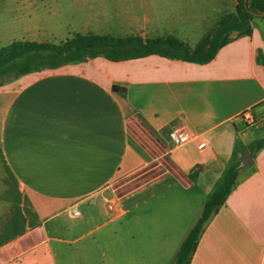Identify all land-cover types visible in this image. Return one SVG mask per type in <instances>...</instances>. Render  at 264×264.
Returning <instances> with one entry per match:
<instances>
[{
  "label": "crops",
  "instance_id": "obj_1",
  "mask_svg": "<svg viewBox=\"0 0 264 264\" xmlns=\"http://www.w3.org/2000/svg\"><path fill=\"white\" fill-rule=\"evenodd\" d=\"M117 4L124 23L103 32L94 4L97 24L89 29L72 27L55 0H0V35L10 43L60 42L75 32L171 34L194 48L237 0ZM173 14L178 21L167 23ZM259 19L250 34L233 32L208 62L96 56L0 84V185L10 179L17 188L0 197L14 205L0 217V264H170L232 165L235 186L205 223L189 264H264ZM248 108L254 124L239 116ZM175 129L190 137L175 145ZM139 207L148 210L131 227ZM125 217L126 226H112Z\"/></svg>",
  "mask_w": 264,
  "mask_h": 264
},
{
  "label": "trees",
  "instance_id": "obj_2",
  "mask_svg": "<svg viewBox=\"0 0 264 264\" xmlns=\"http://www.w3.org/2000/svg\"><path fill=\"white\" fill-rule=\"evenodd\" d=\"M264 12V0H237L235 12L222 15L214 31L203 37L194 48L178 37L167 34L144 40L139 36H115L94 32H75L60 42L13 40L0 48V84L31 72L57 69L63 65L104 56L112 61L127 60L150 54L171 59L208 62L225 45L233 32L250 34L251 21ZM264 140L259 142V146ZM238 168L228 167L221 181L206 199L197 221L190 228L170 264H189L205 223L225 202L236 183Z\"/></svg>",
  "mask_w": 264,
  "mask_h": 264
},
{
  "label": "rangeland",
  "instance_id": "obj_3",
  "mask_svg": "<svg viewBox=\"0 0 264 264\" xmlns=\"http://www.w3.org/2000/svg\"><path fill=\"white\" fill-rule=\"evenodd\" d=\"M39 2L42 1H49V0H38ZM51 1V0H50ZM59 5L63 6L67 12V19L72 25V27H80L83 28L89 27V29H94L96 27L97 21L95 20V15L93 14L94 10H98L101 12L102 16V25L103 28L100 31H116L114 28L124 23V17L121 16L122 12L124 11V6L117 4V0H105L104 2L101 0H55ZM91 4H94L96 7L92 10ZM176 8V6H174ZM169 6L167 7V9ZM178 14L171 15L166 22H176L178 21L179 17ZM260 20L259 18H256ZM184 20V19H183ZM100 24V23H99ZM8 42V38L6 35H0V48L5 46ZM222 179V178H221ZM221 179L219 181H221ZM8 184L5 186L0 185V197L5 198L9 197L12 198L16 195L13 182L10 179H7ZM217 185V184H216ZM215 185V186H216ZM12 204V203H11ZM11 204H3L0 203V217H3L2 214L5 212L7 214L9 211H13L14 205ZM156 204V202H155ZM148 210V207H139L136 211V215L139 216L138 218H133V222L129 224L131 227H140L142 224V220L140 218L141 213L143 210ZM128 218L125 217L123 220H119L114 223L112 226L115 228L124 227L128 223ZM135 235V234H134ZM140 235V234H139ZM138 236V235H137ZM139 251V250H137Z\"/></svg>",
  "mask_w": 264,
  "mask_h": 264
},
{
  "label": "built area",
  "instance_id": "obj_4",
  "mask_svg": "<svg viewBox=\"0 0 264 264\" xmlns=\"http://www.w3.org/2000/svg\"><path fill=\"white\" fill-rule=\"evenodd\" d=\"M239 116L246 124H254L256 122V117L250 108L243 110ZM170 137L175 145H180L190 137V133L185 129H175L170 132ZM204 145L205 142H201L199 147H203ZM72 214L78 215V211L73 209Z\"/></svg>",
  "mask_w": 264,
  "mask_h": 264
},
{
  "label": "water",
  "instance_id": "obj_5",
  "mask_svg": "<svg viewBox=\"0 0 264 264\" xmlns=\"http://www.w3.org/2000/svg\"><path fill=\"white\" fill-rule=\"evenodd\" d=\"M245 3L247 4V0H245ZM253 14H255L257 16H264V12H258V13H253ZM244 163H246V162H244Z\"/></svg>",
  "mask_w": 264,
  "mask_h": 264
}]
</instances>
